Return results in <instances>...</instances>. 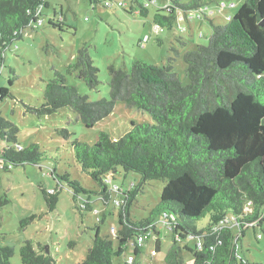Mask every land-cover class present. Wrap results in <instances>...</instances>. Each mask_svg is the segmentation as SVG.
Instances as JSON below:
<instances>
[{
    "label": "trees",
    "instance_id": "obj_1",
    "mask_svg": "<svg viewBox=\"0 0 264 264\" xmlns=\"http://www.w3.org/2000/svg\"><path fill=\"white\" fill-rule=\"evenodd\" d=\"M90 1L96 7L100 0ZM106 1L111 7L112 0H104V6ZM216 1L163 0L153 13V22L171 30L179 13L200 10ZM48 7V0H0V64L11 43L21 39L22 32L34 26L42 9ZM139 13L147 15L148 5L140 3ZM50 24L59 30L69 27L63 16ZM211 26L207 44L183 51L185 84L173 69L175 57L168 56L162 66L137 60L130 71L110 65L109 97L92 101L68 84L66 75L53 70L43 102L37 107L25 105L39 116L67 107L86 128L108 116L118 102L147 112L153 120L131 121L117 137L99 131L93 144L78 139L69 143L74 168L99 187L95 200L107 203L116 192L121 201L116 246L99 234L102 218L85 258L77 264H127L124 255L129 243L139 235L144 241L151 233L159 234L157 228L162 225L172 240L164 257L166 264H185L181 251L189 252L192 264H264L251 260L250 247L243 243L250 229L258 239L264 237V0H243L226 23ZM72 72L87 87L98 86V68L87 46L79 48L75 61L67 65L66 73ZM8 96L12 97L9 88L0 87V100ZM17 133V126L0 116V140L7 142L0 148L2 169L37 164L45 154L36 143L19 147ZM117 171L136 173L140 180L126 190L116 184L114 190L111 184ZM52 176L57 185L39 186L49 210L56 207L60 183L72 192L81 215L94 209L92 192L83 183L69 172ZM152 180L163 181L160 197L146 217L134 219L130 204ZM6 203L0 200V208ZM160 244L156 239V251ZM142 252V244L133 248L129 264H140L137 257ZM14 255V248L0 245V264H12ZM18 255L21 264H55L41 243L33 247L30 240L19 246Z\"/></svg>",
    "mask_w": 264,
    "mask_h": 264
},
{
    "label": "rangeland",
    "instance_id": "obj_2",
    "mask_svg": "<svg viewBox=\"0 0 264 264\" xmlns=\"http://www.w3.org/2000/svg\"><path fill=\"white\" fill-rule=\"evenodd\" d=\"M103 1L92 7L90 0H48L49 7L42 9L40 20L26 28L21 39L11 43L0 64V87L9 88L12 94V97L0 100V116L17 126L19 147L36 143L45 153L37 164L13 165L8 170L0 167V200H7L0 208V245L15 249L12 264H21L18 249L28 240L32 241L33 247L41 243L46 253L52 255L55 264H77L85 258L92 244L95 226L102 218L99 234L108 236L116 246L117 239L110 234V229L114 227L117 232L119 228V206L114 202L120 199L116 192H112L107 203L95 200L98 196L94 192L99 187L89 175L74 168L69 143L78 139L93 144L99 131L117 137L130 127L131 121L153 123L147 112L128 107L123 102L116 103L113 111L91 128H86L67 107L42 116L31 113L26 106L37 107L43 102V90L46 82L53 78V70L66 75V82L92 101L109 97L110 65L130 71L132 63L137 60L162 66L168 56H173V69L185 84L183 51L207 44L212 32L211 23H226L243 2L217 0L208 6L209 9H216L219 3L226 6L209 18H204L201 12L179 13L183 16L187 14V18L185 15L169 30L158 28L153 22V13L163 0H157L156 4L146 0H112L111 7L104 6ZM118 1L123 2L122 7L117 5ZM140 3L148 5L147 15L139 13ZM61 16L65 26L69 27L59 30L50 22L57 23ZM177 38L185 43L181 44ZM82 46H87L88 54L98 68L99 84L95 89L87 87L75 75L76 72L66 73L67 65L75 61ZM176 50L179 55H176ZM6 144L0 140V148ZM65 172L92 192L89 195L94 209L85 211L84 216L75 208L72 192L64 183H60L62 188L54 209L49 210L44 201L39 186L51 188L57 185L58 181L52 173L60 176ZM113 174L115 179L111 185L117 184L123 190L140 180V176L132 172L124 175L117 171ZM162 186L161 180L143 185L130 204L132 218L148 215L160 197ZM82 199H78V204ZM30 217L34 218L29 220ZM157 230L159 234L151 233L142 242L143 252L137 257L140 264H166L164 257L172 246V240L163 225ZM156 239L161 242L159 251L155 249ZM243 243L250 247L247 255L251 260L264 262V237L258 239L256 232L250 229ZM239 252L242 254L241 250ZM180 253L185 264H192L188 251ZM127 255H133V248L127 247L124 256ZM114 262L117 263V260L114 259Z\"/></svg>",
    "mask_w": 264,
    "mask_h": 264
},
{
    "label": "built area",
    "instance_id": "obj_3",
    "mask_svg": "<svg viewBox=\"0 0 264 264\" xmlns=\"http://www.w3.org/2000/svg\"><path fill=\"white\" fill-rule=\"evenodd\" d=\"M151 3V2H150ZM111 3L109 2V1H106L105 2V5L106 6H108V5H110ZM118 4H121V5H123V2H119ZM209 6V5H208ZM208 6H205V7H203V8H201L200 10H196L195 12H201L202 13V15H203V17L205 18V17H210V16H213V15H215L216 13H219L220 11L219 10H222L226 5H225V3H219L218 5H217V8L216 9H209V7ZM109 7V6H108ZM186 15V14H185ZM185 15L183 16V15H179L178 16V18H177V21H180V20H182V19H184V17H185ZM186 18H187V15H186ZM201 36H202V34H200ZM10 165V164H9ZM114 190H115V188H116V186H113L112 187ZM120 203V201L119 202H115V204L116 205H118ZM116 230H115V228L114 227H111V229H110V234L112 235V236H116ZM143 238H144V236L143 235H139L135 240H132L130 243H129V246L131 247V248H136V247H140L141 246V244H142V242H143ZM133 260V255H128L127 256V258H126V260H125V262L127 263V264H129V263H131V261Z\"/></svg>",
    "mask_w": 264,
    "mask_h": 264
},
{
    "label": "crops",
    "instance_id": "obj_4",
    "mask_svg": "<svg viewBox=\"0 0 264 264\" xmlns=\"http://www.w3.org/2000/svg\"><path fill=\"white\" fill-rule=\"evenodd\" d=\"M181 44H183V43H185L184 41H182V39H181V41L180 40H178Z\"/></svg>",
    "mask_w": 264,
    "mask_h": 264
},
{
    "label": "clouds",
    "instance_id": "obj_5",
    "mask_svg": "<svg viewBox=\"0 0 264 264\" xmlns=\"http://www.w3.org/2000/svg\"><path fill=\"white\" fill-rule=\"evenodd\" d=\"M187 15V14H186ZM126 260V259H125Z\"/></svg>",
    "mask_w": 264,
    "mask_h": 264
}]
</instances>
